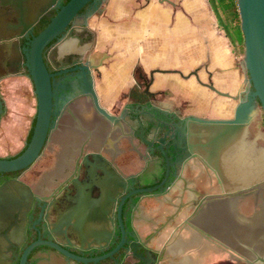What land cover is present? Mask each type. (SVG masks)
Returning a JSON list of instances; mask_svg holds the SVG:
<instances>
[{"label": "flooded vegetation", "instance_id": "1", "mask_svg": "<svg viewBox=\"0 0 264 264\" xmlns=\"http://www.w3.org/2000/svg\"><path fill=\"white\" fill-rule=\"evenodd\" d=\"M69 1L0 0V158L19 156L32 138L37 96L28 54ZM103 1L86 4L44 50L54 115L38 159L0 172V264H210V236L188 224L203 198L197 192L210 184L188 126L234 118L241 100L252 98L248 73L240 61L210 53L223 30L203 0H155L137 20L126 13L119 37L127 30L128 40H115L116 55L93 72L100 35L90 21ZM230 49L238 57L231 42ZM208 60L215 69L205 68L203 78ZM16 78L29 85L28 127L7 151L18 126L6 124L5 90ZM252 107L250 140L258 99ZM175 185L182 192L169 195Z\"/></svg>", "mask_w": 264, "mask_h": 264}, {"label": "water", "instance_id": "2", "mask_svg": "<svg viewBox=\"0 0 264 264\" xmlns=\"http://www.w3.org/2000/svg\"><path fill=\"white\" fill-rule=\"evenodd\" d=\"M90 1L70 0L32 40L27 68L37 96L36 123L27 148L19 156L0 158V172L26 169L40 156L48 139L55 104L53 74L44 60V50ZM121 1L104 0L93 18H119L122 15L116 11L115 3ZM147 7L141 6L134 11L144 16L143 11ZM238 7L245 44V54L240 63L248 73L247 91L253 87L252 98L247 101L243 98L235 117L230 120L199 119L188 126L190 149L210 170L209 187L197 192L203 198L197 211L189 217L188 224L210 236V264H264V145L256 148V140L249 139V126L256 112L252 107L253 101L258 99L264 109V0H238ZM110 27L109 33L120 40V27ZM98 50V46L94 47L90 60L93 72H99L111 58ZM6 84L5 96L9 107L6 124L12 122L11 128L18 126L4 145L8 151L18 145L28 127L25 99L30 90L24 78L9 80ZM209 87L216 90L211 85ZM11 136L9 133L2 139L5 141ZM188 173L191 174L192 170L189 169ZM179 192H182L180 186L175 185L169 195ZM53 246L70 257L80 259L56 244Z\"/></svg>", "mask_w": 264, "mask_h": 264}, {"label": "rangeland", "instance_id": "3", "mask_svg": "<svg viewBox=\"0 0 264 264\" xmlns=\"http://www.w3.org/2000/svg\"><path fill=\"white\" fill-rule=\"evenodd\" d=\"M154 1L155 0H151V1H149V0H122L121 2L115 3V5H116L115 7H117L116 11L117 12L119 11L120 15H122V16H119V18L114 19L111 16H109V17L107 16L106 18H100L99 16L94 17L92 20V24L96 26L95 28L97 30H99V33L101 34V36H99V39L101 41L98 44V49H99L98 52L102 53V54L103 53L109 54L110 56L116 55L115 54L116 49L114 50L113 46H112L115 43L116 38H115L114 34L112 35L109 33V29L111 28L110 26H115V27L121 28V26H119V25L125 23L123 18L124 17L126 18V13L128 14V16L130 18H133L136 20L138 18H142L143 15H141L139 13H135L134 9L146 5L148 7H147V9L145 8V10L143 11V13L146 14V13H148L149 7L152 5V3ZM109 23H111V24H109ZM125 31L123 32V34H124L123 39L120 37V40H122L121 41L122 43H126V41L128 40L126 35L129 31L128 32H127V30H125ZM233 47L235 49L237 56L240 59H243L244 54H245V50H242L237 45H233ZM109 60L111 61L112 59H109ZM107 67H110V66L108 65ZM107 67L104 70V74L107 71V69L110 71V69ZM109 71H107L108 76L113 72V71H110V72ZM98 87L102 91V89H103L102 85L100 84V86H98ZM260 120L263 123L262 127H260L258 124ZM255 121L256 122H254V124L252 126V140L258 141L260 143V145L263 146L264 145V109L262 108V106L258 110Z\"/></svg>", "mask_w": 264, "mask_h": 264}, {"label": "trees", "instance_id": "4", "mask_svg": "<svg viewBox=\"0 0 264 264\" xmlns=\"http://www.w3.org/2000/svg\"><path fill=\"white\" fill-rule=\"evenodd\" d=\"M209 3L220 28L232 45H237L245 50L238 0H209Z\"/></svg>", "mask_w": 264, "mask_h": 264}, {"label": "crops", "instance_id": "5", "mask_svg": "<svg viewBox=\"0 0 264 264\" xmlns=\"http://www.w3.org/2000/svg\"><path fill=\"white\" fill-rule=\"evenodd\" d=\"M203 1L206 3L207 7L210 8V9H208L210 12V19L216 20L215 19L216 17L214 15V12L212 11V8L210 6L209 1L208 0H203ZM194 4H195V2H193V1L187 2V5L190 9L196 7V6H194ZM191 10H194V9H191ZM118 41H121V40H118ZM219 45L222 47H220ZM209 49H210V53H212L214 55H218V56L225 55V58H227L228 60L229 59L236 60V61L241 60L239 57H233V55L231 54V49H230V42H229L228 38H226V36L224 35V32L219 30V29H217L216 32L214 33V38H212L210 41ZM223 49L225 50V52ZM201 64L202 65L200 66V68L202 69V71H200L201 72L200 74L203 76V78H204V73H205L203 70L205 68H207L208 66H210L212 69H215V65H216V63L212 62L211 60L210 61L208 60L207 63H205L203 61ZM241 68H243V67H241ZM231 71H233V70L231 69ZM217 76H219L218 73H217ZM206 257H209V255H207Z\"/></svg>", "mask_w": 264, "mask_h": 264}, {"label": "bare ground", "instance_id": "6", "mask_svg": "<svg viewBox=\"0 0 264 264\" xmlns=\"http://www.w3.org/2000/svg\"><path fill=\"white\" fill-rule=\"evenodd\" d=\"M83 117H85L84 115H83ZM199 234V233H198ZM201 236V235H200ZM201 239V238H200ZM202 240V239H201ZM201 242V241H200Z\"/></svg>", "mask_w": 264, "mask_h": 264}]
</instances>
